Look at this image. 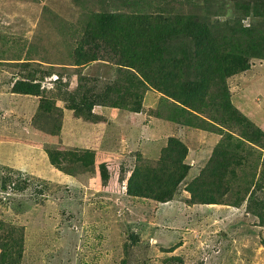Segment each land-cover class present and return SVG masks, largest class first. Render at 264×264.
Listing matches in <instances>:
<instances>
[{"label": "rangeland", "instance_id": "obj_1", "mask_svg": "<svg viewBox=\"0 0 264 264\" xmlns=\"http://www.w3.org/2000/svg\"><path fill=\"white\" fill-rule=\"evenodd\" d=\"M146 1L0 0V253L3 257L0 255V264H264V211L258 205V200H264V179L259 178L258 169L249 185L256 157L253 153L260 152L257 148H243L253 153H246L242 168H238L239 179L231 181L233 188L227 195L219 197L218 202L208 203L193 200L184 188L186 180L197 176L208 161L209 157L202 155L209 151L206 139L201 143H188L191 150L201 152L193 156L183 139L178 137L188 149L185 157L188 175L173 198L167 201L128 195L123 186L126 184L121 183V188L117 189V184L115 190L108 191L111 182L114 183L111 173L116 169V163L109 160L106 164L108 156L102 157L105 160L96 165L97 176L93 166L87 169L86 162L78 163L77 160L76 164L67 165L76 178L73 181L67 173L53 168L46 156L51 153L57 162L65 161L57 156L61 149L51 141L39 144V148L33 144V136H42L29 127L37 110L43 117L53 114L48 126H52L51 122L59 124L60 136L69 126L64 121L65 110L74 120L87 122L75 117L72 110L81 97L70 99L79 77L96 79L85 86L92 85L94 90H100L104 88V82L116 76L114 69L100 62L78 69L70 64L74 60L76 40L84 27L89 31L94 28L91 16L115 9L152 11L157 3H161L160 0H148L152 2L150 5ZM249 1L240 3H249L248 8L253 10L254 0ZM169 8L184 13H206L211 9L210 22L218 21L217 38L223 35L221 38L228 39L226 47H220L224 52L237 53L241 51L238 46L248 49V44L254 40L264 44V19L246 13L234 0H174ZM237 18L247 28L258 26L260 29L249 31L246 38L230 36L229 33H237L240 28ZM222 21L228 23L221 25ZM256 53L258 56L249 60L251 70L244 75H249L248 89L240 82L241 73L245 71L230 75L220 83L206 77L201 61H195L191 67V82L198 84L204 75L210 94L201 110L183 111L175 116L177 122H173L203 133L213 132L216 136L223 127L233 131L244 127L246 122L230 111L232 106L226 105L223 95H229L238 111L234 105L240 99L236 95L238 89L252 96L251 91L259 92L257 102H264V49L258 47ZM183 57L190 55L185 52ZM254 70L257 72H252ZM17 79L31 82L46 92V95L40 94L52 101H49V107H36L38 100L33 99L34 95H11L12 83ZM57 91L64 93L65 98L56 96ZM149 91L153 106L161 104L165 107L161 115L171 117L176 109L169 110L168 103H160L164 100L163 94ZM149 94L146 99H150ZM241 98L247 99L242 93ZM258 111L260 114V107ZM37 124L42 125L40 119ZM113 128H116L114 123L105 128L111 137ZM150 132L156 134V131ZM164 142L157 143L155 153H162L160 147ZM142 143L147 144L146 140ZM148 149L152 151V148ZM140 153L144 163L142 171L147 167L157 168L155 160L161 155L146 157L149 153ZM135 157L134 154L133 159ZM109 165L112 172L107 180H103L106 174L100 170L105 171ZM59 166L66 170L64 163ZM154 173L149 171L147 174L153 176ZM252 191L256 193L253 200L250 197ZM251 204L262 217L249 210ZM171 256L179 258L171 262L168 260Z\"/></svg>", "mask_w": 264, "mask_h": 264}, {"label": "trees", "instance_id": "obj_2", "mask_svg": "<svg viewBox=\"0 0 264 264\" xmlns=\"http://www.w3.org/2000/svg\"><path fill=\"white\" fill-rule=\"evenodd\" d=\"M160 1L161 3H157L152 11L127 12L115 9L96 12L91 16L94 28L89 31L84 27V32L76 40L74 60L70 64L78 69L86 64L100 62L114 69L116 76L109 82H104L105 86L100 90H94L92 85L85 86L88 81L95 82L96 79L79 77L76 90L70 97L72 100L78 95L81 97L77 105L74 102V109L72 108L75 117L91 122L102 121L105 119L102 113L93 112L97 107L115 108L122 112H139L149 90H156L163 94L164 100L160 103H168L171 107L169 110L176 109L171 117L165 115L166 118L177 122L175 120L177 114L181 115L187 110H201L206 96L210 94L204 75L201 76L198 84L191 82V67L195 61H201L200 66L206 77L221 83L226 77L249 69L250 57L258 56L259 53H256L258 47L264 49L263 43L254 40L248 44V49L238 46L241 51L237 53L224 52L220 47H226L228 39L221 38L223 35L217 38L218 21L210 22L209 18L213 13L211 9H207L206 13H184L169 8L174 4V0ZM240 1L245 0H234L235 4L246 13H254L264 19V0H254L253 10L248 8L249 3L244 4ZM148 3L152 4V2ZM235 20L238 25L240 24V28L237 33H229L230 36L238 35L246 38L249 31L260 29L258 26L247 28L248 26H243L238 18ZM227 23L220 22L221 25ZM185 52L190 57L184 58ZM12 88L14 93L40 97L37 107L39 105L49 107L50 100L43 95H46V92L41 91L40 87L33 83L17 79L12 83ZM55 95L64 97V93L61 94L60 91H57ZM223 97L226 105L232 106L230 111L236 115L237 119L246 122V125L238 131L226 128L239 136L240 140L227 134L225 139L220 140L213 148L199 174L186 180L184 188L191 194L193 200L216 203L219 197L228 194L233 188L231 181L240 177L238 168H242L246 153H253L252 150L241 148L238 143L243 141L250 142L263 150L253 153L256 157L255 164H252V172L250 171L249 185L252 184L254 171L257 169L260 173L259 178L264 179L262 176L264 131L244 114L237 113L238 110L233 107L228 94H224ZM177 106H179L178 109ZM230 114L227 115L230 116ZM50 117H53V114L43 117L37 110L29 127L41 133L44 138H58L60 125L51 122L52 126H48ZM38 119L41 120L42 125L37 124ZM232 139L236 140L235 146L232 144ZM46 141L49 142L51 139L47 138ZM165 142L160 147L162 153H157L161 155L155 160L157 168L147 167L142 171V164H144L141 162L142 155L140 151L134 153L136 159L134 158L133 169L125 185L128 195L152 197L159 201L173 198L178 186L188 175L189 166L185 162L188 149L177 136H168ZM66 152L74 154L75 151ZM59 153L61 158H64L62 151ZM81 161L88 164V161ZM246 166L249 165L246 164ZM149 171H155L154 175L149 176L147 174ZM255 195L256 193L252 191L250 194L252 200ZM258 202L259 207L264 211V200L260 199ZM249 210L262 217V213L258 212L253 204L249 206ZM1 258H3L2 255ZM176 258L179 256H171L168 260L172 262Z\"/></svg>", "mask_w": 264, "mask_h": 264}, {"label": "crops", "instance_id": "obj_3", "mask_svg": "<svg viewBox=\"0 0 264 264\" xmlns=\"http://www.w3.org/2000/svg\"><path fill=\"white\" fill-rule=\"evenodd\" d=\"M250 70L251 69L249 68L247 69V71L245 70V72L241 74H243L244 76L245 73ZM261 71L262 70H260V72ZM252 72L257 71L254 70ZM241 74H239V79L241 77ZM243 76L240 82H243V88H247V86L250 84V81L247 79L249 75L244 77ZM235 79H238V77L236 76ZM251 92L254 94V96L245 93L242 89H238L236 95H238L240 99L238 100V103L234 105H237L236 107L239 109V111L241 108L242 110L240 112L244 114L247 118H249L256 126L260 127L264 131V110H262L264 109V102H257L260 98L259 92ZM241 93L247 99H242ZM10 94L16 95L18 93L11 92ZM151 96L152 94L149 95L150 99H146L144 101V105L139 112H122L115 108L97 107L93 110V112L102 113V115L105 117L104 120L99 122H82L78 119L74 120V117L71 115L70 117L68 114L69 112L65 110L64 121L66 122V124H69V126L61 132L58 138L47 137L48 139H51L52 144L56 145L57 149H61L65 161L59 160V162H57L56 157H53L51 153H49L50 155L46 153V156L47 158H49V163H51V166L57 169L59 172H63L65 174L67 173V175H69L73 181H76L75 176L67 168V165H73L77 160H79V158H81V160L88 161V164L93 166L94 173L97 176L98 170H96L95 168L96 165L98 166L103 160H105V158L102 157L108 156L107 158L109 159H107L108 161L106 160V164H109L110 161L112 163H116V169L112 172L111 165H109V167H106L104 169L105 171H100L106 174V177L103 180H107V177L110 176V172H112L111 178L113 179H111V181H113L114 183L111 182L107 190L113 191L116 189L117 184H126L127 178L133 169L134 153L136 151H142L145 152V154L149 153L148 156H143L155 157V155H157V153H155L157 143L159 144L161 141H165L168 136H177L183 139L187 146L188 143H199V141L201 143V141L206 139L205 145L207 147L209 146V151H205L204 153H202V155L206 154L203 157H208L213 148L216 146V144L220 140L225 139V136L227 134L240 140L239 136L231 133L230 131L224 128L221 132H217L216 136L212 135L215 134L213 132L203 133L201 130L192 127H180L177 125V123H174L169 118H166L165 115H161L165 107L161 104H159L158 106H153L154 103L151 100ZM33 99L36 101L38 100L37 96H34ZM233 99L235 100L234 97ZM258 107L261 108L260 114L258 111ZM160 108H162V110ZM151 109L153 110V112H150L152 111ZM111 123H114L116 127L113 128L112 131H110L112 137L109 136L107 130H105L106 125H111ZM150 130L156 131V134L151 133ZM36 132L39 133L38 131ZM144 135L148 136L145 138L143 137ZM47 138H44L41 135L33 136V144H35L36 147L39 148V144H45L44 142ZM112 138H115L113 139V142H111ZM142 140H146L147 144L142 143ZM232 140V144L236 143L235 139ZM238 144H240L242 149L247 146H253L259 151H263L258 146L247 141H243ZM190 147L191 146H188L189 154L193 156H198V154L201 153L198 150H191ZM147 148H152V151L150 149L147 150ZM69 150L75 151L74 154L66 152ZM69 156H71V158H69ZM81 160L77 162L82 163ZM62 163H64V165L66 166V170L65 168L59 166L62 165ZM119 163H121V166H123L122 168H120ZM90 165H88L87 169L91 168ZM124 166L126 167L124 168ZM115 177H118V179H115ZM116 180L117 182L115 183ZM123 186L125 187V185ZM121 187L119 184V187L117 189Z\"/></svg>", "mask_w": 264, "mask_h": 264}, {"label": "clouds", "instance_id": "obj_4", "mask_svg": "<svg viewBox=\"0 0 264 264\" xmlns=\"http://www.w3.org/2000/svg\"><path fill=\"white\" fill-rule=\"evenodd\" d=\"M245 24H247V21H245Z\"/></svg>", "mask_w": 264, "mask_h": 264}]
</instances>
